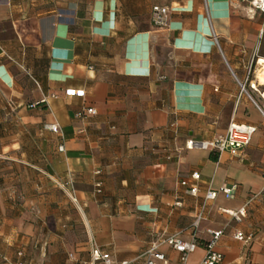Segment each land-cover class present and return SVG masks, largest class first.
Here are the masks:
<instances>
[{
	"label": "crops",
	"instance_id": "crops-1",
	"mask_svg": "<svg viewBox=\"0 0 264 264\" xmlns=\"http://www.w3.org/2000/svg\"><path fill=\"white\" fill-rule=\"evenodd\" d=\"M251 1L0 0V264H92L95 247L144 264L177 234L196 238L199 264L208 229L224 231L222 264H264V16ZM86 107L97 114L77 118ZM232 121L257 127L242 157L186 148ZM195 172L193 196L181 182ZM224 183L235 198L219 193L196 228ZM244 205L241 221L223 211Z\"/></svg>",
	"mask_w": 264,
	"mask_h": 264
},
{
	"label": "built area",
	"instance_id": "built-area-1",
	"mask_svg": "<svg viewBox=\"0 0 264 264\" xmlns=\"http://www.w3.org/2000/svg\"><path fill=\"white\" fill-rule=\"evenodd\" d=\"M252 6L260 11L264 16V0H252ZM168 14L169 8L165 6L155 5L152 10V21L155 26L163 27L168 24ZM264 33V30L262 31ZM216 41L217 38L215 37ZM246 91V84L241 85V94ZM65 94L67 96H76L83 98L85 97V90L69 89L66 90ZM97 114V110L94 107H86L76 113V117L79 119H87L89 116ZM46 128L53 131H59L58 124H47ZM257 131V127L248 123H239L232 121L228 127L225 136L216 138L211 141H198L194 139H189L186 142V148L189 150L199 149V150H213L219 155L229 151L234 157L240 158L243 156L244 150L249 146L253 140V137ZM60 150H64V146L60 147ZM193 182L189 180H183L181 185L185 187L186 192L196 196L199 192V187L197 181L200 180L201 175L195 172L191 176ZM239 185L237 183L222 184L218 189L209 188L206 191L205 202L203 208L198 212L194 226L199 227L201 221L204 219V212L209 201L215 200L219 193H223L228 198H235L238 191ZM97 192H101V183L97 184ZM73 200H76L73 196ZM228 213L232 218L237 221H241L243 217L247 215V205H244L239 210H223ZM207 232L210 234L211 238L207 243V253L199 264H222L224 260V255L216 251L215 247L219 239L223 236V230H213L208 229ZM236 238L249 244L252 240V235H245L243 232H237ZM168 245L172 247L179 253V264H194L191 262L192 254L198 248V242L195 237L189 240L183 239L179 234L173 235L167 238H162L160 241L155 242L141 257L144 258V264H169L166 254L160 251V246ZM19 256L22 258L24 256L23 252H19ZM98 261H103L105 264H113L110 254L104 253L100 248L95 247L92 250V264ZM16 264H27L26 262L20 260ZM75 264H87L85 262H76ZM122 264H128L123 262Z\"/></svg>",
	"mask_w": 264,
	"mask_h": 264
},
{
	"label": "rangeland",
	"instance_id": "rangeland-1",
	"mask_svg": "<svg viewBox=\"0 0 264 264\" xmlns=\"http://www.w3.org/2000/svg\"><path fill=\"white\" fill-rule=\"evenodd\" d=\"M246 90H247V91L249 90L248 85L246 86ZM260 91H263V90L261 89ZM255 98H256L257 102H259V103H260L261 101H263L261 95H259V97H258V96H255ZM139 262H140V261H139ZM137 264H140V263L137 262Z\"/></svg>",
	"mask_w": 264,
	"mask_h": 264
},
{
	"label": "bare ground",
	"instance_id": "bare-ground-1",
	"mask_svg": "<svg viewBox=\"0 0 264 264\" xmlns=\"http://www.w3.org/2000/svg\"><path fill=\"white\" fill-rule=\"evenodd\" d=\"M261 61H263V60H261Z\"/></svg>",
	"mask_w": 264,
	"mask_h": 264
},
{
	"label": "trees",
	"instance_id": "trees-1",
	"mask_svg": "<svg viewBox=\"0 0 264 264\" xmlns=\"http://www.w3.org/2000/svg\"><path fill=\"white\" fill-rule=\"evenodd\" d=\"M214 158H216V157H214Z\"/></svg>",
	"mask_w": 264,
	"mask_h": 264
}]
</instances>
